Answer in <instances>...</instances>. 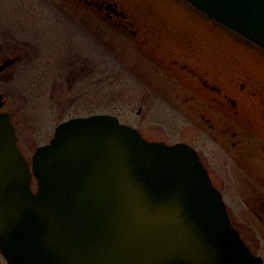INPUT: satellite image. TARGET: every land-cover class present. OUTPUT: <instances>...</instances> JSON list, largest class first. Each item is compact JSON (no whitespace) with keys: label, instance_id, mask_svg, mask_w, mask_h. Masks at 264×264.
<instances>
[{"label":"water","instance_id":"water-1","mask_svg":"<svg viewBox=\"0 0 264 264\" xmlns=\"http://www.w3.org/2000/svg\"><path fill=\"white\" fill-rule=\"evenodd\" d=\"M181 1L264 51V0ZM0 251L7 264H262L192 147L111 115L60 124L30 167L0 114Z\"/></svg>","mask_w":264,"mask_h":264},{"label":"flooded vegetation","instance_id":"flooded-vegetation-1","mask_svg":"<svg viewBox=\"0 0 264 264\" xmlns=\"http://www.w3.org/2000/svg\"><path fill=\"white\" fill-rule=\"evenodd\" d=\"M174 1L177 7L187 12V16L191 15L189 21L199 19V23L208 28L202 27L204 31L201 30L199 36L196 31L190 32L204 43L200 45L199 42H193V39L188 43H169L173 47L167 43H159L155 45L154 51H158L162 60L169 58L171 65L167 66L175 73L173 75L166 73V77L181 82L177 85L183 91L177 89L176 92L190 94L188 98L191 97L189 103L191 108L212 111L211 108L215 106L221 111L222 114L212 111L210 115L212 118H205L203 115L201 118L206 123H211L208 128L211 137L237 164L236 169L242 185H247L246 188L240 186L242 193L254 194V197L243 203L248 217L244 221L243 230L233 223L227 208L226 212L246 247L253 255L260 257L264 264V52L201 15L186 3ZM38 2L53 10L34 11L32 16L26 19L4 10L0 2V114L9 115V120L15 128L17 146L27 162L28 159L19 144L12 108L5 105L6 84L28 82L32 87L28 92L11 90L14 96L12 99L17 97L38 99L44 96L51 100L50 112L77 113L80 111L84 80L87 73H92L94 68H91L90 72L87 71L88 67L78 61L81 57L79 54L70 56L66 53V45L81 46L74 41L76 35L95 42L101 36L102 19L113 28L120 27L126 34L135 37L137 42H140V38L148 39L147 31L141 32L139 27L128 28L131 23L124 20V13L118 10L114 1L38 0ZM79 6L88 7L89 13L77 9ZM27 24L38 28L31 30L24 27L22 30L23 25ZM210 34H216L223 42L228 41V44L207 42L206 36ZM69 40L73 43L70 44ZM81 48L84 49L83 46ZM113 52L116 60L117 49H113ZM194 89L200 91L199 95ZM36 103L39 109L48 111V108L44 107L45 102L37 100ZM213 116L215 118L224 116L226 121L231 120L238 128L230 127L228 122L222 126V132H218L219 125L216 121V124L213 122ZM190 146L197 152L213 186L223 198L200 154L194 146Z\"/></svg>","mask_w":264,"mask_h":264},{"label":"rangeland","instance_id":"rangeland-1","mask_svg":"<svg viewBox=\"0 0 264 264\" xmlns=\"http://www.w3.org/2000/svg\"><path fill=\"white\" fill-rule=\"evenodd\" d=\"M111 1L116 2L118 10L124 13V20L131 23L128 28L138 29L139 27L141 32L147 31L148 39L140 38V42H137L135 37L129 33L126 34L120 27L113 28L102 19L101 36L95 42L84 40L76 35L74 41L81 44L84 49L80 45L64 46L66 53L70 56L73 54L81 56L78 61L88 67L87 71L90 72L91 68H94L92 73H87L84 80L80 111L73 114L52 113L50 112L51 100L44 96L38 99L24 97L12 99L14 96L11 90L28 92L32 87L28 82L6 84L5 105L12 108L19 144L28 162H31L36 148L47 143L52 137L59 123L74 117L95 114L114 115L122 124L137 129L148 141L166 144L182 142L194 146L208 168L214 184L222 192L227 212L233 223L243 230L244 221L248 218L243 203L252 196L254 197V194L242 193L240 186L246 188L247 185H242L236 169L237 164L211 137L208 132L211 123H206L201 118L202 115L205 118H212L210 116L212 111L222 113L215 106L211 108L212 111L191 108L189 104L191 97L188 98L190 94L176 92L177 89L183 91L177 85L181 82L172 81L166 77L167 74L175 73L167 66L171 65L169 58L162 60L158 51H154L155 45L159 43H188L193 39V42L203 45L204 41L200 42L199 38L191 35L190 32L196 31L199 36L200 31H204L202 27L205 28V26L201 25L199 19L194 16L192 17L196 20L189 21L191 15L187 16V12L177 7L174 0ZM0 2L4 10L14 13L17 17H26V19L32 16L34 11L53 10L38 0H0ZM77 9L87 13L90 11L85 6H79ZM24 27L31 30L38 28L27 24L23 25L22 30ZM185 33L188 34L185 35ZM205 36L202 37L205 38ZM170 37L174 38L165 39ZM206 38L210 43L228 44V41L223 42L216 34H210ZM69 43L73 42L69 40ZM169 45L172 46V44ZM113 49H117L116 60ZM172 53L174 54V51ZM194 90L199 95L200 91ZM13 100L15 102H12ZM37 100L45 102L44 107H47L48 111L39 109ZM39 111L42 112L39 113ZM213 119V122L216 121L219 125H216L218 132H222V126L228 122L230 127L238 128V125L232 123L231 120L226 121L224 116L217 118L213 116ZM31 187L35 191V179H32ZM0 264H7L1 251Z\"/></svg>","mask_w":264,"mask_h":264}]
</instances>
